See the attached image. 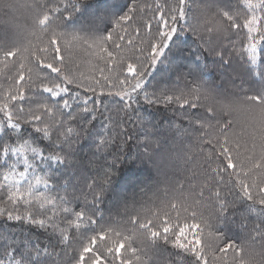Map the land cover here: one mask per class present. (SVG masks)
<instances>
[{"label":"trees","instance_id":"16d2710c","mask_svg":"<svg viewBox=\"0 0 264 264\" xmlns=\"http://www.w3.org/2000/svg\"><path fill=\"white\" fill-rule=\"evenodd\" d=\"M205 1L96 0L108 6H94L93 13L79 16L80 6L93 0H0V57L18 51L14 61L0 64V88L8 90L7 102L0 98V103L12 113L9 120L8 112L0 111V149H8L6 156L0 154V264H73L91 233L62 240L68 227L65 209L93 208L101 192L106 193L97 230L133 235L136 256L126 250L133 264H197L191 251L196 249L197 258L203 256L208 264H264V211L248 195L250 187L264 186V3L221 0L209 6ZM116 3L126 5L123 15L133 17L130 23L120 19L111 6ZM160 12L170 28L186 33L180 37L183 43L171 52L162 49L164 57L145 65L149 42L168 31ZM45 14L46 25L40 23ZM251 16L255 67L244 50L250 31L245 21ZM149 22L151 32L145 27ZM109 25L112 40L103 42L105 53L99 43ZM10 34L16 38L9 39ZM53 34L65 49L64 72L80 85L65 95L73 97L67 109L46 98L32 80L18 85L15 79L21 63L38 72L41 57L51 60ZM177 47L182 51L178 61L173 59ZM128 62L136 65L143 86H119L128 78ZM101 71L109 80L101 78ZM17 87L26 89L25 99L14 103L9 92ZM122 89L130 93L127 104L115 95ZM255 96L261 102L251 99ZM69 127L75 132L68 134ZM45 128L50 138L36 131ZM101 137L105 144L98 148ZM225 149L235 169L227 166ZM53 155L63 163L53 161ZM147 169L152 174L143 184L132 179ZM119 183L123 190L117 193ZM134 215L151 218L157 230L167 220L170 243L141 233L138 225L133 228ZM193 225H199V237ZM180 227L190 238L184 249L171 244L173 237L180 240ZM208 236L215 239L213 245L206 243ZM229 243L233 247L222 252Z\"/></svg>","mask_w":264,"mask_h":264},{"label":"snow or ice","instance_id":"6c2138e0","mask_svg":"<svg viewBox=\"0 0 264 264\" xmlns=\"http://www.w3.org/2000/svg\"><path fill=\"white\" fill-rule=\"evenodd\" d=\"M180 4L183 5L185 0H179ZM264 3V0H262ZM94 6H108V4H98L96 0H93V3H84L80 6V11L77 13L79 16H84L86 14L93 13ZM116 12L121 13L120 19L125 22H131L132 16L123 15L126 5L121 6L118 3L111 5ZM52 11H59L57 8H53ZM179 15L181 18L184 17V8L181 6L178 9ZM173 23H177L176 17H171ZM48 22V15L45 14L41 19L40 23L46 25ZM160 22L163 23L164 28L168 29V31L162 34V37L159 41H150L149 42V54L153 58V62H156L157 57H164V52H171L173 47L177 45L179 42L180 44L183 43L180 40L181 35H183V30L179 28H170L168 21L164 19V13L160 12ZM251 23L250 21L246 20L245 24L249 26V30L251 31ZM258 23V22H256ZM239 27V25H235ZM149 32L152 31V24L149 22L145 25ZM111 25L104 29V35L102 37V41L99 43V47L105 52L108 53L109 50L104 47V41H111L112 40V33L110 31ZM159 31V28H157ZM258 31V29H257ZM125 35L127 32L125 30ZM136 35L139 36V29H136ZM124 36L120 37V40H124ZM52 52H51V60L48 59V56L45 55L41 57L38 61L39 71H33L31 67L27 68L23 63L19 65L18 71L16 73V82L18 85H24L26 80H32L35 86L40 90L42 94H46V98L52 100H59L61 102V107L67 109L71 107V101L73 100L72 96H68L65 98V95L74 92L79 89L80 85L74 84L73 77L65 73L62 65L65 61L64 55V47L62 46L61 39L58 38L55 34H53L49 41ZM128 45H132L133 41L131 39L127 40ZM117 49L122 48L121 44L116 45ZM161 49H164V52H161ZM41 51L45 54L49 52L47 47L41 49ZM245 52L248 55V58L253 67L256 66L258 62V55H257V44L255 41H252L248 47L245 49ZM182 55V51L180 48L177 47L176 52L174 53L173 59L178 61L180 56ZM18 56V51L16 50H8L6 51L2 57H0V64H7L11 61H14ZM217 56H222L221 53H217ZM109 61L113 63V67H115V60L112 54L109 53L108 55ZM223 62V61H222ZM225 65L227 62H223ZM127 72L131 73L133 77L137 74L136 72V65L128 62L126 65ZM101 78L104 80H109V77L104 75V72L101 71ZM121 83H127V81H123ZM134 87H140V81L137 80ZM25 91L21 87H17L15 92H10L9 97L15 103L16 101H23L25 99ZM108 95H112L109 93ZM115 95L125 104H127L126 97L130 96V93H125L123 89L120 92L115 93ZM101 99H105L106 96L103 92L100 93ZM167 100L171 101L172 97H166ZM251 99L256 100L258 103L261 102L260 96L251 97ZM147 103H152L150 99H146ZM84 105L87 104V101L82 102ZM187 103V102H185ZM182 107L184 104L181 105ZM40 107H42L47 112H54V109L50 107L46 103H41ZM195 108V105H192ZM23 110V109H21ZM0 111H7L8 112V119L11 120L12 113L10 107L7 104L0 103ZM83 111L88 112L89 110L87 107L83 108ZM35 119L39 120L40 117H34ZM92 119L94 120L95 117L93 116ZM13 127H19V125H10ZM37 132H41L44 138H50V134L48 129H37ZM75 132V129L69 127L67 129L68 134H72ZM105 144V139L103 137L99 138L98 140V148H102ZM35 150V149H34ZM15 151V149H13ZM8 149L7 147L0 149V154L7 155ZM225 155L227 158V166L231 169H235L236 165L233 163L231 154L228 149H225ZM53 161L60 160L63 163L61 157L53 155L51 157ZM259 167V165H257ZM39 182V181H38ZM260 191L264 193V188H261ZM106 192L96 193V200L98 204L94 205L93 208H82L77 205L75 208L65 209V224L68 226L67 231L61 234V239H68L70 240L72 236L77 232H89L91 235L88 237V243L86 245H82L81 248L77 251L76 255L72 257L73 264H133V260L128 257L127 249L131 248L132 256H136L137 249L130 243L133 239V235H122L120 231L112 229V228H105L97 227L102 225L103 220V210L101 208V204L103 203V198ZM217 197H219L220 193L216 192ZM264 203V200L261 201ZM90 213V214H89ZM11 219V216H9ZM130 222L135 228L137 225L143 233L146 230L148 236L153 239H162L164 243H170L169 240V233L171 229L168 228L167 220L162 221V224L165 225L162 227L161 230H157L154 226L153 220L151 218L141 219L139 215H134L130 218ZM43 223L42 221L40 222ZM199 229V225H193ZM163 233V235H162ZM183 231L180 232L181 239L183 238ZM173 247L178 249H184L186 246L181 243L180 240H176L174 237L171 241ZM233 247L231 243H229L224 249H221L222 252H226ZM101 248L103 251H101ZM191 250V249H189ZM192 251V259L197 261V264H208L207 259H204L201 256L199 259L197 258V252L199 249L191 250ZM137 259H139L137 257Z\"/></svg>","mask_w":264,"mask_h":264},{"label":"rangeland","instance_id":"374dc122","mask_svg":"<svg viewBox=\"0 0 264 264\" xmlns=\"http://www.w3.org/2000/svg\"><path fill=\"white\" fill-rule=\"evenodd\" d=\"M221 0H207V1H205V4H211V5H209V6H214V3L213 2H220ZM23 19H24V16H23ZM248 21H250V22H252L251 23V31H249V33H248V36H249V42L247 41V43H246V45H245V48H244V50L248 47V45L252 42V41H255L256 43H257V41H256V38L254 37V35H255V28H254V25H255V18L254 17H250V19L248 20ZM6 25H8V23H6ZM248 28H249V26H248ZM250 34V35H249ZM9 39H12V38H16V35L15 34H10L9 36ZM161 52H162V49H161ZM150 58V59H149ZM159 58L160 57H157V59H156V62H158L159 61ZM155 62V63H156ZM148 63H150V65H151V63H154L153 62V58H152V56L149 54V56H148V61L146 62V64L145 65H148ZM234 66H231L230 68H233ZM138 76L137 75H135V77H133V75L131 74V73H129L128 72V78L127 79H125L126 81H127V83H118L119 84V86H122L123 88H125V87H130V86H128L129 84H133V83H136V81L137 80H139L140 81V86H143L144 84L142 83V78L143 77H141V78H137ZM124 80V81H125ZM123 82V81H122ZM12 92V91H11ZM120 92V91H119ZM5 93H8V90L6 89V88H0V98H3V99H5V101L7 102V99H8V97L7 96H5ZM10 93V92H9ZM262 124H264V122H261L260 123V125H262ZM11 125V124H10ZM1 129H2V126L0 125V131H1ZM242 144H244V145H246L247 143H245V142H243ZM142 174V171L140 170V172L135 176V177H133L132 179H135L136 180V177H138V179H137V181L138 182H140V184H143L147 179H149L150 178V176H151V171L149 170V169H147V171H146V173L145 172H143V174ZM142 176V178H141V176ZM144 175V176H143ZM132 179H131V181H129L130 183H132ZM149 181V180H148ZM123 183H119L118 185H117V187H116V189H117V193H120L122 190H123V188H122V185ZM261 188H264V186L262 187H260V188H255V187H250V189H248V195H250V197L253 199V200H255V201H251V203H255V204H257L260 208V211H264V203H262L261 201L262 200H264V195L260 192V189ZM111 205H113L112 203L110 204V206ZM167 227H168V225H167ZM182 227V226H181ZM181 227L178 229V231H177V233H176V237H178V238H180V241H181V243L182 244H184L185 246H187V241L190 239L189 237H188V235H186V234H184L183 235V238L181 239V236H180V232L182 231L181 230ZM195 233L197 234V236L199 237V235H198V229H196L195 230ZM176 240H179V239H177L176 238ZM206 243L207 244H209V245H213L214 243H215V239L213 238V237H211V236H208V237H206ZM198 245H199V248L202 250V248H201V243L199 242L198 243Z\"/></svg>","mask_w":264,"mask_h":264}]
</instances>
